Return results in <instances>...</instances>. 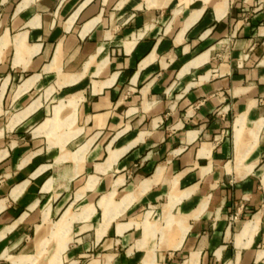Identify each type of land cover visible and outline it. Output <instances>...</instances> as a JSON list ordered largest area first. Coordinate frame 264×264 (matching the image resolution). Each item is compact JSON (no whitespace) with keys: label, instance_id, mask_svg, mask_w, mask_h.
<instances>
[{"label":"crops","instance_id":"crops-1","mask_svg":"<svg viewBox=\"0 0 264 264\" xmlns=\"http://www.w3.org/2000/svg\"><path fill=\"white\" fill-rule=\"evenodd\" d=\"M0 264H264V0H0Z\"/></svg>","mask_w":264,"mask_h":264}]
</instances>
